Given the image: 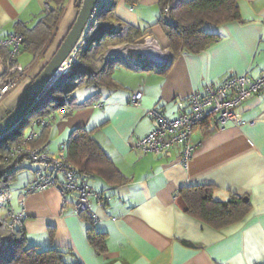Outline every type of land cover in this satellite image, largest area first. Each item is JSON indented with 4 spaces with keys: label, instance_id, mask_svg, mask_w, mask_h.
<instances>
[{
    "label": "crops",
    "instance_id": "1",
    "mask_svg": "<svg viewBox=\"0 0 264 264\" xmlns=\"http://www.w3.org/2000/svg\"><path fill=\"white\" fill-rule=\"evenodd\" d=\"M42 8L43 0H0V37L13 32L16 22L34 26ZM238 8L240 20L210 26L209 32L219 35L216 41L181 53L166 67H148L146 59L137 62L118 56L108 84L96 87L86 83L90 72L86 66L71 96L73 109L55 119L47 148L56 155L74 129H85L121 180L108 183L90 178V187L105 200V209H97L99 221L93 222L86 213L71 211L70 194L61 196L48 188L22 196L34 171L44 165L35 162V168H28L31 173L14 188L13 209L21 212L25 247L58 249L64 252L66 263L78 259L83 264H264V89L241 104L239 123L217 129H209L206 122L198 125L192 135L194 153L186 166L180 162L178 145L162 155L140 154L132 148L154 125L148 109H161L173 118L189 110L188 96L202 92L204 84L219 85L230 72L256 77L264 71V0H238ZM76 12L74 0H68L43 55L34 60L31 53H20L18 61L30 68L29 77L0 102V119L55 52ZM114 15L123 25L149 27L145 34L168 47L157 24L158 0L130 4L118 0ZM105 37L95 43H106L107 49L111 45ZM5 56L6 50L0 48V74ZM138 90L142 96L133 106L129 99ZM98 102L101 107L95 105ZM24 160L19 161L17 172L25 168ZM195 186H208L214 201H227L232 195L246 197L249 211L237 222L213 228L186 213L181 191ZM91 225L104 235L102 251L88 239Z\"/></svg>",
    "mask_w": 264,
    "mask_h": 264
},
{
    "label": "trees",
    "instance_id": "2",
    "mask_svg": "<svg viewBox=\"0 0 264 264\" xmlns=\"http://www.w3.org/2000/svg\"><path fill=\"white\" fill-rule=\"evenodd\" d=\"M117 1L102 0L100 2L86 33L88 40L103 25H113L116 28L111 33L99 34L101 37L104 35L109 37L110 45L140 42L148 35L145 33L149 27L143 30L119 23L114 15ZM136 1L125 0L128 4ZM67 2L68 0H43L42 15L34 26L28 27L22 22L14 24L13 32L20 34L23 39L21 52L31 53L34 60L43 55L57 30ZM81 2L82 0H74L76 10L79 9ZM158 8L160 16L157 24L164 32L168 40L167 48L171 52L168 64L181 53L198 51L219 38L217 33L204 31L202 29L204 24L210 23L217 26L240 20L238 0H158ZM167 18L170 21H167ZM95 42L89 41L85 47H81L78 57L90 71L86 83L96 87L105 86L110 80L114 59L119 57L118 55L106 57V43L98 45ZM73 93L64 95L54 88L46 91L29 112L31 119L45 116L62 107H69L72 110L71 96ZM25 122H27L26 118L20 122L19 127ZM51 125L41 127L37 138L31 142V145L47 143ZM19 135L21 134L13 132L12 137ZM65 144L66 158L80 174L89 179L100 177L108 183H117L121 180L119 172L97 145L89 131L82 128L74 129ZM0 153H4V147L1 144ZM19 161L0 166V206L5 208L9 206L10 184L16 178ZM181 192L186 200V213L213 228L219 229L237 222L249 211V203L236 195H232L227 201L212 200L208 186L187 187ZM1 213L0 209V215ZM19 222L20 220L13 231H9L5 220L0 221V233L4 238V243L0 246V264H83L78 259L66 263L62 256L64 252L55 248L25 247V236ZM87 234L96 250L102 251L105 247L104 235L95 232L92 225L87 228Z\"/></svg>",
    "mask_w": 264,
    "mask_h": 264
},
{
    "label": "built area",
    "instance_id": "3",
    "mask_svg": "<svg viewBox=\"0 0 264 264\" xmlns=\"http://www.w3.org/2000/svg\"><path fill=\"white\" fill-rule=\"evenodd\" d=\"M167 21L170 19L167 18ZM107 26L102 31L97 29L90 40L87 39L86 34H82L78 43L50 79L46 91L54 88L64 95L72 94L75 91L83 79L82 76L86 68L81 63L78 52L89 41L97 39L100 33H111L116 30L113 25ZM22 43V36L15 32L0 37V48L6 50L3 61L4 70L0 74V102L9 92L29 77L30 68L23 66L18 61ZM146 49H151V52L149 54L143 53ZM134 51L141 52L149 63L148 67L154 68L166 67L171 56L170 50L161 46L150 35H146L140 42L111 45L105 50V56L131 57V53ZM263 89L264 71L256 77L230 72L219 85L206 83L202 92L193 91L187 98L189 108L187 112H181L175 117L169 118L161 109H148L146 114L153 120L154 125L146 135L136 140L132 148L140 154L162 155L173 146L178 145L180 146V162L186 166L194 153L195 145L192 142L194 129L203 122L208 124L209 129H217L226 123H239L241 104ZM141 96V91H135L131 95L129 103L133 106L138 105ZM95 105L101 107L102 103L98 102ZM70 111L71 108L62 107L45 116L32 119L29 122L30 131L27 135L22 134L19 130L16 134L21 135L10 137V133L16 131L21 121L16 127L0 135V144L4 147V153H0V166L13 164L23 159L43 163V167L36 169L31 179L22 188V196L25 197L37 191L53 188L61 196L72 195L70 208L74 214L86 213L93 222H96L99 221L97 209H105V200L101 192L90 187L89 177L80 174L77 168L66 158V144L59 145V151L56 155L48 151L47 143L31 145V142L38 136V132L35 130L36 126H48L55 121L58 115L64 117ZM11 138L15 139L11 140ZM93 203H95L96 209H93ZM19 204L22 205L23 201L20 200ZM0 209L2 212L0 221L5 220L6 228L13 231L20 220L21 212L14 211L10 200L7 208L0 206ZM3 243L4 238L0 233V246Z\"/></svg>",
    "mask_w": 264,
    "mask_h": 264
},
{
    "label": "water",
    "instance_id": "4",
    "mask_svg": "<svg viewBox=\"0 0 264 264\" xmlns=\"http://www.w3.org/2000/svg\"><path fill=\"white\" fill-rule=\"evenodd\" d=\"M102 0H82L79 9L76 12L75 18L70 24L66 34L59 43L57 49L45 63L38 74L28 85L25 92L22 94L17 103L11 110L0 119V135L16 127L32 110L35 104L41 99L46 92V87L53 77L61 63L69 55L82 34H86L89 24L100 5ZM108 27L107 25L101 26L98 30L102 31ZM101 36L92 41H97ZM151 49L144 50L143 53L149 54ZM131 57L137 61L142 62L145 56L141 52L134 51ZM247 201L246 197H243Z\"/></svg>",
    "mask_w": 264,
    "mask_h": 264
},
{
    "label": "rangeland",
    "instance_id": "5",
    "mask_svg": "<svg viewBox=\"0 0 264 264\" xmlns=\"http://www.w3.org/2000/svg\"><path fill=\"white\" fill-rule=\"evenodd\" d=\"M70 25V24H69ZM69 25L67 26V28L69 27ZM210 26H213L212 24H210V23H206V24H204L203 26H202V29L204 30V31H210ZM66 28V29H67ZM109 39V37H105V40H108ZM42 65H44V64H42ZM26 120L28 121L26 124H24V126H22V127H18L17 129H16V131L15 132H17L18 133V131L20 130L21 131V133L22 134H24V135H27L28 133H29V131H30V125H29V122L32 120L31 119V114H28L27 116H26ZM54 123V122H53ZM52 123V124H53ZM40 126H36L35 127V130L37 131V132H39V130H40ZM12 135H13V133L11 132L10 133V137H12ZM37 164L35 163V162H31L29 159H26V160H24V167L25 168H22V169H20L16 174V180L15 181H13L12 183H11V192H10V198H9V200H10V203H11V206L13 207L14 205H15V203H14V199H15V194H16V189H14L16 186H18V184L20 183V181H22L23 180V178L26 176V175H29L30 173H31V170H29L28 168H35V166H36Z\"/></svg>",
    "mask_w": 264,
    "mask_h": 264
}]
</instances>
